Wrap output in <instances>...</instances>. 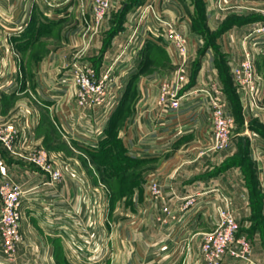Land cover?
Returning <instances> with one entry per match:
<instances>
[{"label":"crops","instance_id":"obj_1","mask_svg":"<svg viewBox=\"0 0 264 264\" xmlns=\"http://www.w3.org/2000/svg\"><path fill=\"white\" fill-rule=\"evenodd\" d=\"M231 1L235 4L229 8L233 9L232 12L220 13L213 6L214 0H111V14L100 24L96 44L100 39L103 42L102 39L114 29L119 12L123 13L121 29L111 35L109 45L104 50L100 43L97 46L100 51L90 55L87 61L92 65L96 77L103 74L106 60L114 58L125 43L137 7L152 2L159 15H164L188 38L190 56L199 52L206 40L205 34L196 30L200 21L213 29L222 27L216 32L214 42L223 56L226 70L230 71V67L241 58L246 46L240 39V29L258 22H252L253 16L258 15L249 9L264 5L261 0ZM15 7L18 11L21 9L28 20L25 22V30L11 37L0 23V124L12 120L11 124L15 128L16 124L19 125V130L16 128V144L21 145L26 140V152L41 144L45 138L34 130L41 123L39 111H27L28 115L23 118L24 114L20 115L23 111L18 112L20 106L28 107L37 103L48 116L47 122L62 140L60 132L71 136L73 125L92 128L94 121L100 123L104 119H101V110L91 112L78 108L74 90L59 84L60 75L80 54L76 50L69 52L66 47L68 44L81 45L86 39L76 1L66 4L61 0H0V14ZM146 23L148 26L142 30V38L146 37L141 41L143 49L137 52L129 49L121 61L125 65L122 64L121 71L116 73L118 75L123 71L124 79L119 103L112 111L116 113L121 109L131 81H138L135 87L137 95L121 132L125 155L128 156L127 152L132 149L143 147L163 150L152 157L137 158L139 165L154 166L153 179L162 190L161 197L156 200L142 193L134 201L138 202V207H133V214H136L139 222L137 233L141 240L145 239L144 242L131 244L133 231L130 229L123 232V236L119 231L116 236L124 240L113 241L110 248L112 253L103 261L107 251L101 254L98 248L92 251L87 249L81 237L86 205L82 191L84 180L76 179L72 174L70 178L67 176L70 173L64 170L62 182L49 186L46 176L23 161L11 158L0 148V157L8 175L29 191L21 205L22 242L17 245L15 261L11 264H203L200 246L205 235L216 228V207L223 206V197L229 198L231 202L230 207L239 226L238 233L251 238L254 246L259 243L261 234H264V131L250 129L249 120L241 116L240 110L239 118L238 101L234 103L229 98L226 86L220 81L215 54L209 53L202 57L189 84L202 86L214 81L222 89L235 123L230 146L217 154L196 158L194 148L202 143V136L208 129L206 116H201L189 134L178 138L166 149L157 148L148 139H143L142 136L148 135L154 127L165 124L156 119L155 106L157 82L164 79V75L157 67L147 72L140 67V73L139 66L136 64L133 67L131 60L136 61L146 47L154 45L165 52L164 55L173 64L175 61L174 51L164 43L163 30L159 24L151 19ZM157 28L159 34L155 37L154 31ZM81 54L83 57L84 53ZM258 67L257 72L260 74ZM232 90H235L233 94L237 98L236 89ZM9 101H12L11 106L6 108ZM112 113L106 122H101L105 124L102 140L106 138ZM257 115L254 120L264 126V115L259 111ZM181 118L185 120V117ZM239 121V125L246 129L240 131ZM77 149L81 153L95 151L80 147ZM57 165H66L76 173L80 171L79 165L73 162ZM188 197L194 198L193 207L185 206ZM257 221L261 228L256 224ZM253 258L262 262L264 253L257 256L253 254ZM0 264H7L1 253ZM223 264L243 263L226 258Z\"/></svg>","mask_w":264,"mask_h":264},{"label":"built area","instance_id":"obj_2","mask_svg":"<svg viewBox=\"0 0 264 264\" xmlns=\"http://www.w3.org/2000/svg\"><path fill=\"white\" fill-rule=\"evenodd\" d=\"M61 1L66 4L73 1L82 2V0ZM214 3V7L222 11L227 0H214ZM89 5L91 16L88 18L84 16L85 13L82 14V22L86 26L85 38L88 36V39H91L108 15L111 0H90ZM146 10L152 14L163 30L164 43L174 51L178 68L173 79H162L157 82L156 119L161 124H165L154 127L148 135L142 136L143 139H148V142L157 148L166 149L172 146V143L178 138L189 134L201 116H206L208 129L202 136L204 147L200 151L198 150L199 155L204 157L226 150L231 144L234 121L228 111L222 89L214 81L208 85L186 88L189 83L186 72L189 56L188 38L180 33L165 16L152 12L150 6ZM249 10L257 13L262 20L253 23L249 32L241 37V41L250 45L251 48L243 49L240 61L230 67V78L241 98L243 109L250 108L254 116V110L260 109L258 105L264 92L263 86L256 80L253 52L255 50L264 54V7L253 6ZM27 20L28 17L22 14L21 9L18 11L16 7L5 14H0V23L9 37L20 35L25 30ZM158 34L157 28L154 31V36L156 37ZM145 38L141 37L140 45ZM130 46L131 41L120 47L119 56L126 54L132 48ZM132 49V51H138V48ZM127 64L129 63L127 62ZM112 69L113 66L96 77L92 65L83 60L80 53L60 75L59 84L74 90L75 104L78 108L91 112L101 110V119H104L101 122H106L107 117L119 103L124 79L123 71V74L121 72L114 75ZM181 117H185V120ZM101 122L94 121L95 124L92 128H87L85 125H73L71 136L63 131L60 134L69 145L95 150L104 138L105 124H101ZM16 136L17 130L14 125L0 126V147L2 150L11 158L23 161L46 176L49 186L60 184L64 170L69 168L66 165L59 167L53 164L43 149H32L28 154H24L27 141L23 140L21 145H17ZM162 151L143 147V149H132L127 154L132 158H145L155 156ZM0 178V253L5 262L11 264L15 261L16 247L22 242L20 234L21 205L29 191L23 189L18 182L9 179L1 157ZM148 191L153 200L162 195L161 187L155 181L149 183ZM222 202L223 206L216 207L218 216L216 228L205 235L200 246L203 264H223L226 258L243 264H264V259L260 262L253 258V240L238 233L239 226L232 213L229 198L223 197ZM194 205L193 197L186 198V207Z\"/></svg>","mask_w":264,"mask_h":264},{"label":"rangeland","instance_id":"obj_3","mask_svg":"<svg viewBox=\"0 0 264 264\" xmlns=\"http://www.w3.org/2000/svg\"><path fill=\"white\" fill-rule=\"evenodd\" d=\"M262 1L264 0H261V2ZM89 3L90 0H82V2L79 3L76 2L78 6V12H80L81 21H83L82 14L85 13L84 16H87L88 18L89 16H91ZM214 4L215 3H213V6ZM232 5L235 6V4L231 0H227V4L225 5L224 10L221 11V10H217L215 7L214 8L215 10L220 11V13L232 12L233 9H229ZM149 6L151 7L152 12L154 11L156 14H159L155 10L152 2H146L142 4L140 7H137L135 11L136 13L134 17V22L132 23V27L131 28L129 27L130 33L125 38V43L123 45H126L128 44L129 41H131L132 48L134 49L138 48V51L140 49L141 50L143 49V47L141 48L142 45L138 43L140 41L139 39L143 36L142 30L146 28V26H148L146 23L147 20L151 19L152 22L157 21L155 18H153L152 14H150L147 10L145 11V9ZM111 7L106 18H108L109 14H111ZM262 7H264V5ZM238 10L246 11L245 9L244 10L238 9ZM253 14L258 15L257 13L254 12ZM238 16L239 15H237V18ZM122 21L123 18L118 13L115 21L116 26L114 27V31L117 29H121L123 23ZM199 23L200 26H196V30L203 32L206 36L205 37L206 40L202 43L199 52H197L194 56H190V54L188 56V60L186 63V72L189 82L191 81V77H193V74L197 69L199 63L202 61L203 56L210 53V55L211 54L217 55L216 57H218V59L220 57L221 58L220 60L223 59V56L221 55L220 51L217 50V46L214 42V38H215L214 36L216 32H219L222 29V27L213 29L212 27L206 26L203 21H200ZM82 24L85 31L86 26L83 22ZM250 25L251 24L242 26V28L240 29L241 31H239L240 39L243 35H246L249 32L251 27ZM97 35H98V30L91 39H88L87 36L86 37L87 39H84L81 45L68 44V47L66 48L67 50H69V52H73L76 50V52L78 53L81 52L84 53L82 59L87 61L88 60L87 58L88 57L90 58V55H93L96 52L100 51L99 49L97 50V46H100V43L103 47L102 48L103 50L107 47V45H109V39L111 37L110 33L108 34V36L105 37V39H102L104 40L103 42L100 41L101 40L100 39L96 44L95 39ZM248 48H250V45L246 44L244 49H248ZM253 52H254V68L256 71L255 75L257 78L256 80L259 82L260 85L263 86V91H264V54L260 52L258 53L255 50H253ZM164 53L165 52H161V51L159 52V50H157L156 53L153 52V54H147L146 52H143L141 57L137 56L136 61L133 59L131 60V63L130 62L129 63L133 67L137 64V66H139V70L141 67L142 71L144 72H147L148 70H153L152 69L153 67L160 68V70H162V74L164 75V79L166 80L173 79L178 68L176 58H174L175 61L173 64V62L170 59H168V57H166ZM125 55L127 54L124 53L123 55L119 56V51H118V54L114 56V58H112L111 60H109L110 58L107 59L104 73L111 66H113L112 70L114 72V75H116L117 72H120L121 68L123 67L122 64L125 65L124 61L121 62L124 59ZM258 64H260L259 67ZM219 65L220 68L224 69L222 70V73L219 76L220 81L225 83V85H230L229 83H231V88L232 86L233 88H235L229 75L230 71H228V69L226 70L225 64H219ZM95 67L96 66H94V68ZM257 67L261 71L260 74H258L257 72ZM228 77L230 78L231 82L229 81ZM137 82L138 81L136 80L131 81V87L129 91H127L126 93L121 109H119L116 113H112V121L110 122L109 125V131L106 134V138L104 139L105 141H103V144L101 145V149H99L97 152L93 154L86 152L81 153V151H78L79 149H77V147L73 145H69L64 140L59 138L58 134L55 132L52 125H50V123L47 122L48 116L45 114V112L41 110V108L39 107V105H37V103L28 107L20 106V110L18 108V112L23 111L20 114V115L24 114L23 118L26 115H28L27 111H29L30 113L31 110L39 111L41 115V123L39 125H36L38 128L36 127V129L34 130H37V132L40 135L44 136L45 139H43V142H41V144L36 145L35 148L32 147L33 149L38 148L45 150V152H47V154L51 158L53 164L57 165L58 163L61 162H70V163L73 162L79 165L80 171L78 173L71 171L69 169L66 172L70 173L67 175L70 178L73 175L76 176L75 177L76 179L81 178L82 180H84L83 181L84 187L82 188V191L86 205L84 207V212H83L84 218L82 219V226L84 232L81 237L83 238V244L84 246L87 247V249L94 250L95 248H98L101 254L107 251L106 257L104 258L103 261L107 260L108 256H110V253H112L110 248H112L111 245H113V241L115 242V240L121 239V237L119 238L118 236H116L118 235L119 231L121 232V236H123L122 234L123 232L125 233L130 229L133 231L134 235L131 236V244L133 242L136 243L144 242L145 239L141 240L137 233L138 231L137 228H139V222H137L138 218L136 214H133L135 213L133 207L135 206L137 208L138 202L134 203V201H137L139 195L142 193H145L149 196V191H148L149 183L151 181L157 182L156 180L153 179L154 166L152 164H149L148 166H142L139 165V160L138 161L125 160L128 161V164L123 165V167L121 168H114L116 167V165H121L124 162L121 155V151L123 148V139H122L123 136L121 135V132H123L124 130L125 119L128 117V114L130 113L131 105L137 95V89L135 88ZM192 86L198 87L199 84L194 83L193 85H190L188 83L187 88ZM229 98L234 103L238 101V116L240 118V114H241L243 118L249 120L248 126L250 127V129L264 131L263 124L254 120V118H257L258 116L257 115L258 111L261 112L262 115H264V92L261 101L258 105L260 109L254 110L255 112L254 116L250 108H247L246 110L243 109V105L239 94L237 96L238 100L234 94H230V93H229ZM11 103L12 101H9V104L6 105V108H9L11 106L10 105ZM239 110H240V114H239ZM240 121L238 122V128L241 129L240 131H242V129L244 130L246 128L242 127V125H239ZM11 123H13V121L9 120L7 122H3V124L2 125L0 124V126H4ZM22 123L23 122H21V124ZM16 128L19 130V125L17 126L16 124ZM203 147L204 144L201 143L199 144V146L197 145V148H194L196 152L195 154L196 158H202V156L199 155L200 152H198V150L200 151ZM1 149H0V153H2ZM28 152L31 151L26 150L24 154H28ZM9 179L11 181H14L10 176ZM95 185H97V187ZM33 193H35V191H33ZM134 195H136L135 198ZM112 233H114V238L116 236V239L113 238ZM123 240L124 239L122 238L121 241ZM259 240H260L259 243L257 242L256 246H254L255 249L253 251V254L256 256L258 254L262 255L264 253V234H261V238H259ZM147 243H149V241H147Z\"/></svg>","mask_w":264,"mask_h":264},{"label":"trees","instance_id":"obj_4","mask_svg":"<svg viewBox=\"0 0 264 264\" xmlns=\"http://www.w3.org/2000/svg\"><path fill=\"white\" fill-rule=\"evenodd\" d=\"M122 14L123 13H120L119 12V15H121L122 16ZM122 18H123V16H122ZM253 18H254V20L252 21V22H255L256 20H258V21H260V20H262V18L260 17V16H253ZM260 18V19H259ZM116 23V22H115ZM118 24V23H117ZM118 30V29H117ZM117 30H115V31H117ZM114 31V29L111 31V35L115 32ZM157 50H159L158 48H156L154 45H151V46H148V47H146L145 49H144V52H146L147 54H153V52H157ZM159 52H160V50H159ZM217 55H215V64H216V66L220 69V74L222 73V70H224V69H222V68H220V65L219 64H224V59H222V60H220L221 58L219 57V59H218V57H216ZM218 60H220V61H218ZM230 75V74H229ZM229 78V77H228ZM229 81H230V78H229ZM231 82V81H230ZM229 83V82H228ZM230 85H225V83H224V85L226 86V91L228 92V93H230V94H233V92L235 91H233L232 90V88H231V83H229ZM108 131H109V128L107 129V131H106V134L108 133ZM103 141H105V140H102L100 143H99V146H98V148L97 149H95V151H93V152H90V151H87L86 153H90V154H93V153H95V152H97L99 149H101V145L103 144ZM101 155H103V154H101ZM121 155H122V158H123V160H124V162H123V164H121V165H116V167H114V168H121V167H123V165H125V164H128V161H125V160H131V161H134V160H137L138 161V159L137 158H132V157H128V156H126L125 155V149H124V147L122 148V151H121ZM125 157V158H124ZM115 164V163H114ZM112 169V168H111ZM113 170V169H112ZM256 224L259 226V228H261V225H260V223H259V221H257L256 222Z\"/></svg>","mask_w":264,"mask_h":264}]
</instances>
